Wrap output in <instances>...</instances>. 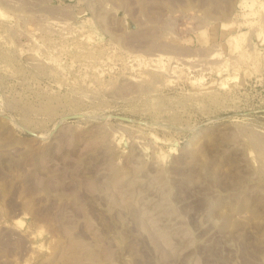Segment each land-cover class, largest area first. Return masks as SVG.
<instances>
[{
	"label": "rangeland",
	"instance_id": "374dc122",
	"mask_svg": "<svg viewBox=\"0 0 264 264\" xmlns=\"http://www.w3.org/2000/svg\"><path fill=\"white\" fill-rule=\"evenodd\" d=\"M0 264H264V0H0Z\"/></svg>",
	"mask_w": 264,
	"mask_h": 264
}]
</instances>
